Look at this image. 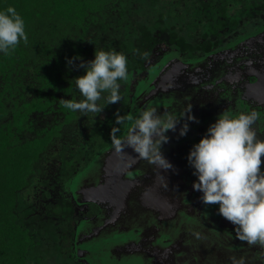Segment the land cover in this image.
I'll use <instances>...</instances> for the list:
<instances>
[{"label":"trees","instance_id":"trees-1","mask_svg":"<svg viewBox=\"0 0 264 264\" xmlns=\"http://www.w3.org/2000/svg\"><path fill=\"white\" fill-rule=\"evenodd\" d=\"M9 5L29 39L0 54V264H91L73 243V178L111 143L117 112L131 115L154 64L209 51L264 0H0ZM96 48L124 53L128 79L121 101L81 116L59 101L79 99L74 79Z\"/></svg>","mask_w":264,"mask_h":264},{"label":"flooded vegetation","instance_id":"flooded-vegetation-1","mask_svg":"<svg viewBox=\"0 0 264 264\" xmlns=\"http://www.w3.org/2000/svg\"><path fill=\"white\" fill-rule=\"evenodd\" d=\"M252 12L250 14L249 11L250 15L243 18L234 32L213 44L209 51L195 57H185L176 51L166 53L139 83L138 89L141 84L151 82L157 73L155 69L160 67V71L172 58L189 65L181 70L186 75L196 68L205 69L206 73L198 81L187 82L180 77L174 84L162 82L156 93L155 89L152 90L155 99L143 96L136 100V92L131 103L130 113L133 116L148 106L156 107L160 114L170 111L177 115H182L190 104L192 106L191 114L196 120H187V115L182 117L176 130L168 131L170 139L161 149L166 158L174 161L171 170H174L175 180L161 186L170 188L179 201L172 207L167 201V207L174 208V211L168 212L161 206L166 204L163 199L158 204L147 199L148 193L155 187V179L160 176L153 173L159 166L139 160L133 166L134 170L126 174L127 178L139 181L135 190L128 184H118L119 190L122 188L128 193L126 203L115 205L106 200L99 205L74 200L78 213L76 226L81 228L83 235L93 234L90 239L86 237L84 243L87 244L77 245L79 232H76L74 246L76 249L84 248L85 254L79 257L91 264H239L241 260L244 264H264V247L248 245L237 239L235 225L219 214V205L202 202V193L193 188L197 177L187 159L193 145L200 141L210 124L225 110L232 114L258 113L252 127L258 137L264 139V97L247 93L249 82L256 83L257 74L264 75V35L259 36L264 34V10L261 13L257 9ZM257 17L262 22L258 27L254 22ZM254 35L259 36L256 41L243 44L244 40ZM175 61L164 74L174 69ZM185 122L189 124V131L181 136L179 130ZM122 135H126L125 129L119 134ZM112 147L111 142L100 149L89 165L74 178L79 174L88 175V181L83 182L88 186L103 181L107 151ZM261 159V169L264 170V155ZM92 164L94 167L87 171ZM161 192L159 187L156 193L161 195ZM195 233H199V238ZM104 255L106 258H103Z\"/></svg>","mask_w":264,"mask_h":264},{"label":"clouds","instance_id":"clouds-1","mask_svg":"<svg viewBox=\"0 0 264 264\" xmlns=\"http://www.w3.org/2000/svg\"><path fill=\"white\" fill-rule=\"evenodd\" d=\"M25 21L12 5L0 9V54L7 56L21 42L28 44ZM145 52L144 56L147 57ZM79 57L70 58L72 65ZM84 75L74 79L79 99H61L60 106L81 116H97L108 105L122 100L119 81L128 79L127 56L115 49H97L94 59L83 62ZM191 104L182 115L148 106L138 115H121L117 112L111 129V142L117 154L130 147L136 159L147 160L163 169L173 167L163 155L162 145L170 139L169 130H176L180 119L196 120ZM258 113L232 114L225 110L210 124L205 135L195 143L188 154V163L197 180L193 188L202 193L205 205L218 204L219 214L235 225V236L248 245L264 247V139L252 127ZM121 126L126 135L117 136ZM189 131L185 122L179 130L184 136ZM199 238V233H195ZM239 264H244L243 260Z\"/></svg>","mask_w":264,"mask_h":264},{"label":"water","instance_id":"water-1","mask_svg":"<svg viewBox=\"0 0 264 264\" xmlns=\"http://www.w3.org/2000/svg\"><path fill=\"white\" fill-rule=\"evenodd\" d=\"M264 35L263 33L260 34L259 36ZM259 36H250L249 39H246L243 41V44L245 42L251 41H256ZM176 60V61H175ZM174 62V69H169L167 70L166 74H164V71L169 68V65H171V62ZM176 63V64H175ZM189 65H186L182 60H179L178 58H172L169 60L165 66L162 67L160 71L159 68L157 67L155 70L157 72V75L155 74V77L153 80L150 82V85L146 86L147 82H145L146 87L141 86L137 93V99L145 96V99L149 98V100L155 99L153 91L155 89V92H157V88L161 86L162 82L169 81L171 84H174L173 82L178 81L179 78L183 77V79L187 82H194L198 81L199 77L205 74V69L204 68H196L194 69L191 73L189 74H184L181 72L182 69H185ZM258 75V80L256 83H250L249 82V90H247V93L249 95H254V96H261L264 97V75ZM235 77V75H233ZM248 76V75H247ZM160 82V84L158 83ZM158 104L159 101H154ZM124 153L117 154V152L114 150L112 147L107 151V157H106V165L103 169L104 171V180L101 181L99 184H94L92 186H88L83 184L84 181H88L89 177L88 175L84 174H79L76 178L73 179L71 189H72V197L77 203H89L93 202L96 204H103L104 201L110 200L112 201L113 204L118 205V204H123L126 203L128 200V193L126 190H122V188L119 190L118 189V184H128V186H133V189L135 190V186L139 181L137 182L136 179H132L130 177H126V174L128 171L134 170L133 166L140 160L136 159L135 162H133V157L136 156L137 154L133 151L132 148L126 147L123 149ZM166 157V156H165ZM172 165L174 166V161L171 158H167ZM94 165L92 164L89 166L86 170L91 171V168H93ZM85 170V171H86ZM153 173L160 175L159 178L155 179V187H152V191L148 193L147 199L150 202H155V203H161V199L165 201V203L168 201L170 204V207L174 206L176 202L179 201V199L175 198L173 196V193L171 189L166 187H162L161 185L167 182H174L173 174L174 170L171 168L170 169H163L160 167H156L153 170ZM162 177V179H161ZM162 191L161 195H158L156 191L159 189ZM82 196V198H81ZM157 203V204H158ZM120 204V205H121ZM173 204V205H172ZM164 210H167L168 212L174 211V208H169L167 207V203L163 207ZM81 228H78L77 226V245H81L84 243V241L87 239L92 238L93 234H85L83 235L81 233ZM77 255L78 256H84V248H77Z\"/></svg>","mask_w":264,"mask_h":264},{"label":"rangeland","instance_id":"rangeland-1","mask_svg":"<svg viewBox=\"0 0 264 264\" xmlns=\"http://www.w3.org/2000/svg\"><path fill=\"white\" fill-rule=\"evenodd\" d=\"M260 20H261V18H258V17L254 19V22L256 23V26H257V27L260 26V25L262 24V22H261ZM256 26H255V27H256ZM156 74H157V73H156ZM148 84L150 85V81H149ZM148 84H147V85H148ZM141 86H143V85L141 84L140 87H141ZM140 87H139V88H140ZM84 244H87V243L85 242ZM99 247H100V246H99ZM104 257L106 258V255H104L103 258H104ZM107 258H108V257H107ZM218 264H220V263H218Z\"/></svg>","mask_w":264,"mask_h":264}]
</instances>
